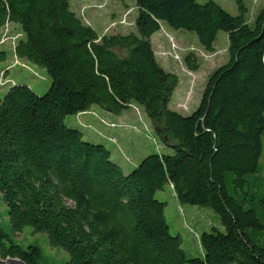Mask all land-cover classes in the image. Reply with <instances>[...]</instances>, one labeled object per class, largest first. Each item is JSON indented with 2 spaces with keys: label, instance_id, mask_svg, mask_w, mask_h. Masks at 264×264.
I'll return each instance as SVG.
<instances>
[{
  "label": "trees",
  "instance_id": "16d2710c",
  "mask_svg": "<svg viewBox=\"0 0 264 264\" xmlns=\"http://www.w3.org/2000/svg\"><path fill=\"white\" fill-rule=\"evenodd\" d=\"M75 1L0 0V30L22 29L13 57L51 79L39 95L14 79L2 86L9 75L0 74V202L10 224L0 225L1 259L41 264L40 246L15 238L30 227L69 254L66 264H264V6L249 23L242 0L238 15L213 0H135L136 31L101 36ZM163 24L195 33L209 52L228 35L227 63L187 116L169 108L179 77L153 47ZM186 63L198 69L193 55ZM96 106L117 116L141 107L172 154L149 155L127 174L105 144L65 122L98 115ZM167 185L180 203L220 217L223 229L199 235L201 257L171 234L167 203L156 199Z\"/></svg>",
  "mask_w": 264,
  "mask_h": 264
},
{
  "label": "rangeland",
  "instance_id": "374dc122",
  "mask_svg": "<svg viewBox=\"0 0 264 264\" xmlns=\"http://www.w3.org/2000/svg\"><path fill=\"white\" fill-rule=\"evenodd\" d=\"M208 1L210 0H199L201 4ZM213 1L233 15L240 13L237 0ZM242 2L248 9L247 20L253 23L264 6V0H242ZM73 6L84 22L93 26L101 36L136 31L135 20L138 16V8L135 0H77ZM20 31H22L21 27L16 25H8L0 30V52L3 50L9 52L7 60L0 62L1 76L5 69L7 70L5 77L9 75L8 81L1 84L5 86L14 79L19 83L28 84L39 95H44L51 87L47 70L28 62L27 65L19 62L12 55ZM177 32L163 24L160 33L153 39V46L161 64L179 77V85L169 102V108L187 116L198 108L210 74L227 63L229 41L227 33L220 32L215 43V51L209 52L200 45L195 33ZM190 55H193L198 62L197 70H191L186 63V57ZM5 90L3 89L2 93H5ZM95 109L99 114L108 116V119L96 116L97 122L94 123L88 122L91 121L92 115H83L79 118L72 115L67 117L65 122L71 128L80 129L85 140L105 144L112 152L113 160L123 166L127 174L149 155L172 154V149L157 136L151 121L141 107L128 110V115L123 117V120L100 107L96 106ZM78 119L84 122L83 126L86 128L79 125ZM103 119L107 124L102 122ZM89 124H93L95 129H88ZM99 132L106 137L114 138L116 142L112 143L104 139L98 134ZM156 199L167 203L165 214L171 227V234L182 236L183 247L188 257H201L203 250L199 235L210 231L213 227L223 229L219 215L210 207L180 203L170 185L158 191ZM0 225L9 232L7 206L3 202H0ZM15 238L25 246L31 244L40 246L43 252L41 264H66L70 259L69 254L62 248H54L50 245L46 233H35L32 228L26 227L22 232L15 233Z\"/></svg>",
  "mask_w": 264,
  "mask_h": 264
},
{
  "label": "crops",
  "instance_id": "0c3cea01",
  "mask_svg": "<svg viewBox=\"0 0 264 264\" xmlns=\"http://www.w3.org/2000/svg\"><path fill=\"white\" fill-rule=\"evenodd\" d=\"M160 33V31L158 32V33H156L153 37H152V42H153V39H154V37L157 35V34H159ZM177 33H181V31H178ZM154 47V46H153ZM164 67V66H163ZM165 68V67H164ZM166 69V68H165ZM167 71H170V70H168V69H166ZM171 72V71H170ZM199 103H200V101H199ZM198 103V104H199ZM94 111H96V112H98L95 108L93 109ZM128 112H124L122 115H119L118 117H120L122 120H123V117H125L126 115H128L127 114ZM98 114H99V112H98ZM100 116H103L104 118H107L108 119V116L106 117L105 115H103V114H99ZM91 121H88V122H97V120L95 119V118H93V117H91V119H90Z\"/></svg>",
  "mask_w": 264,
  "mask_h": 264
},
{
  "label": "water",
  "instance_id": "95a60500",
  "mask_svg": "<svg viewBox=\"0 0 264 264\" xmlns=\"http://www.w3.org/2000/svg\"><path fill=\"white\" fill-rule=\"evenodd\" d=\"M0 264H26L24 261L21 259H7L3 260L0 257Z\"/></svg>",
  "mask_w": 264,
  "mask_h": 264
},
{
  "label": "built area",
  "instance_id": "2783aa9c",
  "mask_svg": "<svg viewBox=\"0 0 264 264\" xmlns=\"http://www.w3.org/2000/svg\"><path fill=\"white\" fill-rule=\"evenodd\" d=\"M92 115V116H97L98 117V115L97 114H95V113H93L92 111L91 112H88L87 114H81L80 116H83V115ZM100 119V118H99ZM102 122L104 123V124H107V122H105V120L103 119L102 120ZM89 127H91V126H89ZM108 127H110V126H108Z\"/></svg>",
  "mask_w": 264,
  "mask_h": 264
}]
</instances>
